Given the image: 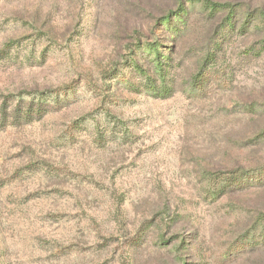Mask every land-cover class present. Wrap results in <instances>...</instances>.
<instances>
[{
  "label": "rangeland",
  "instance_id": "374dc122",
  "mask_svg": "<svg viewBox=\"0 0 264 264\" xmlns=\"http://www.w3.org/2000/svg\"><path fill=\"white\" fill-rule=\"evenodd\" d=\"M181 1L0 0V264H264V0Z\"/></svg>",
  "mask_w": 264,
  "mask_h": 264
},
{
  "label": "trees",
  "instance_id": "16d2710c",
  "mask_svg": "<svg viewBox=\"0 0 264 264\" xmlns=\"http://www.w3.org/2000/svg\"><path fill=\"white\" fill-rule=\"evenodd\" d=\"M205 3L207 4L208 8L211 10L210 11L211 13L219 12L220 10H222V11L227 10L228 15L224 19L225 25L229 26L232 30H233V28H235V25H234V22L232 21V18L234 17L236 12H238V10L235 8L234 4L219 3V2L209 1V0H205ZM184 11H185V8L183 6V3L181 0H179L178 8L175 11L174 16L172 17L170 13L165 14L162 17V19H163L162 23H165L164 25H166L167 28H171V30H173L175 27V25L173 24L175 18L180 19L182 22V17H183ZM245 17H246V19L241 21L242 22L241 23V31L242 32H248V31H250L249 29L251 28V30L256 31L259 35L261 34L262 38L260 39V42H259V47H261V48H259V49H261V51H263L264 50V13H263V11L262 10H256L255 12H250L249 14H246ZM238 22H240V21H238ZM225 25L223 23L221 26L223 27ZM178 29L179 28L177 27V30ZM151 61L154 64V67L158 70L159 75H164L165 69H166V67H168V63L163 61L162 54L159 52L158 48H156V47H155L154 56L152 57ZM135 68H137V66H135ZM252 140H253V142L264 141V129L258 131L255 134L254 138L250 139L251 142H252ZM238 171H240V172L239 173L236 172V173H238L236 177H232L226 182L224 180L223 182H225L224 183L225 185L222 184L221 186L227 188L229 186H232V187L236 186V184L240 185L244 179L247 180L248 182H250V181L254 182V179H253L254 177H250V176L248 177V175L246 174L247 171L245 169L240 167L238 169ZM236 173H232L231 176L233 174H236ZM213 190L210 191L211 194H213L214 196L219 195V193H217L215 188ZM221 191H223V189ZM205 192H209V191H205ZM263 220H264V211L260 213V215L258 217V222L260 223Z\"/></svg>",
  "mask_w": 264,
  "mask_h": 264
}]
</instances>
